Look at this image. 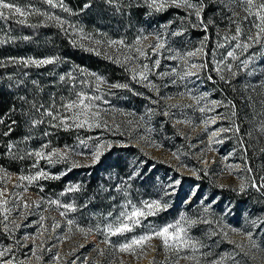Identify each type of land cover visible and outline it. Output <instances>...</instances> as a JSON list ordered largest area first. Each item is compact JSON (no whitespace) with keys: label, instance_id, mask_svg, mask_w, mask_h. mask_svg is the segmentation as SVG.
I'll use <instances>...</instances> for the list:
<instances>
[{"label":"trees","instance_id":"16d2710c","mask_svg":"<svg viewBox=\"0 0 264 264\" xmlns=\"http://www.w3.org/2000/svg\"><path fill=\"white\" fill-rule=\"evenodd\" d=\"M16 2L29 11L30 8H37L54 13L68 23H65L62 29L56 25L55 21L46 20L45 17L37 14L29 15L23 24L17 22L23 19L19 16L8 20L0 19V40L5 41L0 42V119L4 121L0 124V166L17 173L19 177L34 174L39 169L31 167L34 157L27 155L28 151L39 149L42 144L50 141V148L68 145L78 152L88 154L97 143L96 139H89V137H99L101 141H111L112 146L105 148L98 162L81 163L79 167L72 168L65 175L63 173L69 168L68 163L48 165L46 161L41 160L40 169L59 175L60 178L39 179L31 185L28 181L21 182L29 190L45 199H59L61 203H74L76 207L74 212L63 208L57 210L55 205L49 206L58 213L65 211L66 216L63 217L65 220L74 219L75 224L86 228L95 229L97 226L102 228L107 222L106 217L109 219L115 217L121 210V205L128 199L137 206L145 200H159L162 204H168L167 209H162L146 219L142 218L141 225L133 232L111 237L114 244L147 231L146 225L158 226L174 222V218L181 213V207L176 204V201L174 203L173 200L170 202L165 200L163 180L159 174L160 167L164 166L163 163H151L139 147L129 142L122 134L121 126L119 132L105 131L101 128L92 130L70 128L65 131L63 128H52L48 123L51 120L50 117H44V123L35 127L32 126L31 121L41 118L40 112L33 108V104L37 107L43 104L47 108L55 103L57 108H60L62 101L75 99V93L80 90L94 95L103 94L102 100L97 101L101 109H115V113L139 112L146 100L145 97L152 95V92L143 84L131 80L130 72L126 70L128 67L123 61L98 50H87L91 47L87 46L83 40L88 37L96 38V32L110 36L117 35L125 39L132 36L133 25L139 24L143 28L142 32L146 33L148 19L163 23L169 18V11L177 15L185 11L177 7H167L159 12L153 11L144 0H119L121 5L119 10L105 0H63V5L70 9V12H64L60 7L51 8L43 0H16ZM193 2L199 3L200 0H193ZM227 2L229 0H203L201 16L207 25V33L202 27L199 31L208 37L205 45L207 56H204V60L208 61V68L205 72L212 76L211 85L218 99L225 100L227 103L231 102L229 103L231 106L235 105L236 111L232 109L235 115L231 114L232 121L238 124L241 144L246 151V161L254 173L255 181H258L259 168L247 135L253 134L251 113L256 104L253 90L256 85L264 82V50L259 45H253L243 53L237 49L238 58L227 60L233 65V72L236 74L233 76L225 70L223 75L226 80H221L220 76L212 71L213 57L216 60L224 59L227 51L231 50L236 43L231 41L224 48L216 47L217 39L226 34V29L230 28L228 34L235 33L236 24L229 19L232 15L230 16V9L226 6ZM86 4L89 7L85 8ZM209 21L211 23H208ZM238 23L244 33L245 22L238 19ZM69 24L74 26L75 32ZM96 52L100 54L97 55ZM253 53L255 57L248 67H240L241 61L252 56ZM44 57L58 59L56 63L42 67L25 66L17 62L20 58ZM81 69L84 72H81ZM61 76L65 79L61 80ZM95 76H100L106 81L100 85L99 92L96 91ZM80 81H86V83L82 85ZM115 83H127L133 91L108 87ZM251 88L253 89L250 91ZM134 92L143 95H135ZM158 117L162 120L159 124L160 131L166 132L167 127H171L170 122L160 112ZM13 120L16 121L11 125L13 130L9 135H3L8 131V125ZM111 127L112 124L109 122V128ZM45 132L49 135L45 136ZM25 137H31V139L26 141ZM81 140L84 141L83 144L80 143ZM9 143L13 144L11 153L7 148ZM263 162L264 159L259 164ZM195 183L200 188L206 187L210 193L218 195L219 199L225 198L229 201L239 199L243 203L251 204L247 191L235 192L227 186H219L211 178L207 180L196 177ZM69 184L79 185V190L60 196ZM40 187L43 191H40ZM262 199L264 200V197ZM109 213L112 217H109ZM2 219L3 213H0V220ZM94 233L100 241L104 239L100 233ZM0 246L12 247V253L6 255L4 259L14 257L13 264H30L25 260L23 247L20 246L13 230L11 235L3 231V224H0Z\"/></svg>","mask_w":264,"mask_h":264},{"label":"rangeland","instance_id":"374dc122","mask_svg":"<svg viewBox=\"0 0 264 264\" xmlns=\"http://www.w3.org/2000/svg\"><path fill=\"white\" fill-rule=\"evenodd\" d=\"M228 3L229 2H227V5ZM227 8L230 9L228 6ZM231 9L238 13L236 17H233L237 22L238 19L243 20V17L247 15L242 6L233 4L231 5ZM232 10H230V16L232 15ZM169 12L170 16L168 15L169 18L166 22L157 23L153 22L152 19H148L146 22V33H161L162 38L166 40V49L159 50L163 55L154 56L151 54L152 49L148 46L154 44L156 40L154 36H150L149 39L142 42L143 47L149 53V58L145 59L142 57L138 62L134 60L127 61V63H125L126 66L129 68L136 63L146 62L151 67L152 61L159 58V68H155L149 73V80L159 86L160 96L175 95L179 91H184L186 85L187 88L193 91V94L208 93V101L217 100L222 103L216 106L215 111H206L205 113H200L194 110V108H187L184 109L183 114H181L178 109H172L170 115L166 117L171 126L167 127L168 129L166 132H161L159 129V124L162 123V120L158 115L159 112L162 113L164 110L163 100L158 105L151 104L147 99L144 100L139 112H130L134 115H127L128 113L126 112H112L111 115L108 116L109 122L112 125L113 123L119 124L122 127L124 136L129 142L137 145L140 151L143 148L141 152L150 159L151 163H163L164 166L160 167L159 174L162 176L163 180V193L166 196L165 200H167V202L173 200L174 203L176 201V204L181 207V213L174 218V222L178 220L181 215L196 218L198 220L207 219L212 221L211 224L197 223L188 228L189 234L205 245V247L200 249L197 255L208 251H212L216 255L224 252H235L238 253L236 259L243 261L244 264H264V251L253 248L246 235L231 231L232 228H237L241 229L243 233L252 232L253 239L257 241L260 248L264 249V223L259 224L258 227H253L251 224V221L255 219L264 220V200L262 199V197H264V189L258 191L251 186V180L249 179L247 180V186L244 191L249 193L251 204L243 203L239 199L236 201H229L225 198L219 199L218 195L210 193L206 187L200 188L198 184L195 183L197 177L196 173L189 171L187 168H180L179 171H177L181 162L188 165L190 168L206 169V174L200 172L199 177L207 180L211 178L219 186H227L235 192L240 191V177H254L253 171L249 173L246 170L247 167H250L245 158L246 151L241 144L240 132L235 131V127L238 126V124L232 121V109L234 111L236 110L227 103V101L218 99L211 85V80L207 79L208 75L205 70H194L198 71L199 78L193 76L183 81L172 75L167 77H160L157 75L161 72L170 73L173 68L182 71V62L178 59H168V57L175 55L177 52L184 55L187 51L199 47L201 41L205 37V33L199 31L201 27L194 28L187 20L181 19L185 17L186 13L177 15V13ZM250 19H254V17H250ZM192 22H197L195 16L192 17ZM244 22L246 24L244 33H246L249 21ZM191 28L194 30L192 31ZM133 30L132 36L123 39L127 45L134 43L137 36L143 31V28L139 24H136L133 25ZM174 31H181V35H172ZM97 39L102 41L101 45L92 43V41ZM109 39L119 40L122 38L117 37V35L110 36L96 32V38L88 37L83 41L87 46L124 62V57L127 55L125 49L119 45L109 47L107 44V40ZM241 39H243V35ZM117 48H120L119 52L116 51ZM189 60L203 63L204 55L200 54L196 58H189ZM136 70L138 71L139 69ZM174 79L176 83L171 82ZM260 85L261 84L256 85V88L253 90V94L256 97V104L252 108L251 113V130H253V134L248 133L247 135L259 168V171H257L259 173V179L255 181L257 186L260 184V177L264 176V162L259 164L264 159V134L260 132L261 123L264 122V88H261ZM252 89L253 88H251L250 91ZM154 95L155 94L152 92V95H147V97ZM168 103L193 104L194 102L187 98L177 97L176 99L168 101ZM202 103L204 102L202 101ZM209 107H211L210 104ZM148 109H155V111L149 115ZM217 114H225L228 118L217 120L215 124H209L207 126V132H212L221 126L233 130L227 133H219L216 139H223V143H213L211 147L214 151H205L209 145L203 120L208 116H215ZM112 117H114V120ZM140 117H143L142 121ZM176 119L189 120L191 123L176 124ZM128 120H132L134 125L137 122L140 125L139 127L131 128V136L128 135V131L130 130V126L127 124ZM159 120L161 122H159ZM195 125H199V127H194ZM148 129H151V131H147ZM177 130L182 134H178ZM139 135L147 136L150 141L161 144L162 147L159 149L154 146L145 147V141L138 140ZM59 148L63 149L62 146ZM201 151L205 152L204 156L197 155ZM173 152L179 155V160L172 155ZM90 153L84 156H73L72 158L78 161L79 164L89 163L92 162ZM203 159H207L208 163H200ZM227 165H239V167L229 170ZM0 169H3V171H0V188L6 189L3 199L8 200L6 207L12 209V211L8 213L9 220L6 223L9 228L13 230L17 240L20 242V246L23 247L25 260L30 264H52V255L59 251L61 256L60 264H72L73 260H76V264H81L84 256H87L86 264H93V261L98 257V253L92 251V247L93 244L100 241L96 234L94 232L90 233L88 237L85 238L83 234L76 231L74 224L73 232L69 234L70 238L60 243L57 237L67 231L66 220L61 217L52 206L45 205L43 202H41L40 209H37L33 202L40 201V195L29 189L25 192V186L19 179L17 173L6 170L1 166ZM177 178L180 179V184L177 185L174 190L169 188L168 185ZM16 185H20V187H16ZM193 192H195V195H191ZM19 193L23 194V201H27L32 207L27 210L23 209L20 196L17 195ZM18 202H20V207L17 208L15 205ZM206 207L208 208L207 212L204 211ZM45 208H48V211H44ZM21 211H24V216L17 220L19 227L16 228L15 225L11 224V221L14 217L19 216ZM40 213H43L45 217L43 225L46 229H49V231H45L38 239L33 240L30 238L25 240L24 237L26 235L31 237L40 229L41 226L37 223ZM54 219L60 222V227L52 231L51 225ZM224 231L228 232L227 239L222 235ZM213 232L216 234L212 235L211 233ZM41 241H46V243L41 245ZM229 241H231V243ZM151 243L155 246V251L149 249L147 255L140 260H137L132 255L115 251L108 245L99 244V247L105 250V255L99 257V264H110L111 261H114L115 264H121V260H123V264H162V262L165 261L166 254L161 248V241L159 239H153ZM34 244L37 246L35 249L33 248ZM81 244L83 247H77V245ZM53 245H57V247H53ZM236 245H241L242 249L236 248ZM48 248H51L52 251L48 252ZM33 250L35 251V255H32ZM70 253H74V255ZM168 255L172 256L173 259L175 258L171 253ZM216 255L209 257V259L216 258ZM36 256H41L42 259L37 260ZM77 257H80V259H77ZM180 264H190V262L180 260ZM226 264H233V262L229 259Z\"/></svg>","mask_w":264,"mask_h":264},{"label":"snow or ice","instance_id":"6c2138e0","mask_svg":"<svg viewBox=\"0 0 264 264\" xmlns=\"http://www.w3.org/2000/svg\"><path fill=\"white\" fill-rule=\"evenodd\" d=\"M44 3L49 5L51 8H57L60 7L64 12H70V9H68L66 6L63 5V0H43ZM106 3L113 5L119 10L121 7L119 0H105ZM145 4L153 11H163L167 7H177L182 8L186 15L185 17H182V20H187L192 27H202L205 33H207V25L204 23L203 18L201 16V12L203 10V0H200L199 3H194L193 0H144ZM236 4L243 7V10L247 15L243 17L244 21H249L248 29L246 33H242V29L240 27V23H238L233 17H236L238 13H236L234 10L231 9V5ZM232 10V17L229 19L232 23L236 24L235 33L234 34H228L230 32V28L226 29V34L222 38H218L216 42L217 48H224L227 43L231 41H235L236 43L232 46L231 50L227 51L226 56L222 60H216L215 57H213L212 64L213 68L212 71H215L219 76L221 80H226V77L223 75V72L226 70L234 76L236 73L233 72V65L231 63H228V58H231L232 60H236L237 54L236 50L239 49L241 53L246 52L251 46L253 45H259L262 50H264V0H229L228 5H226ZM30 7V6H29ZM85 8L89 7V5H85ZM31 14H37L40 16H43L46 18V20H52L55 21L56 25L63 29L64 24L68 23L67 21L63 20L60 16L51 13L49 11H41L37 8H30L29 10H26L24 7H21L16 0H0V19L8 20L11 18H15L17 16L22 17L23 19H19L18 23H25L26 18ZM196 17L197 22H192V17ZM250 17H255V19H250ZM208 23H211L209 21ZM69 27L73 28V31L75 32L74 26L69 24ZM82 32V30H80ZM172 35L179 36L181 35V31H174L172 32ZM219 37V33L217 34ZM243 35V39H241V36ZM150 36H154L156 42L152 45H149L148 47L152 49V55L154 56H160L163 55L162 52L159 50L166 49V40L162 38L161 33H141L137 38L135 39L134 43L131 45L125 44V41L123 39H109L107 40V44L109 47L117 46L124 48L127 55L124 57V63H127V61L134 60V61H140V59L143 57L145 59L149 58V53L145 50V48L142 45V42L149 39ZM24 39H28V37H24ZM208 40L207 35L204 37V39L201 41L200 46L196 47L193 50L187 51L184 55H181L179 52L175 53V55L169 56L168 59H178L183 64V70L178 71L177 69L173 68L172 71L169 72H161L158 73L160 77H167L169 75L178 77L179 80L183 81L186 80L189 77L198 76V71L194 70H207L208 68V61L204 60L203 63H197L195 61L189 60V58H196L200 54H203L205 57L207 56V52H205V45L206 41ZM0 42H5L3 40H0ZM75 44V41H73ZM95 45H101L102 41L97 39L92 41ZM82 46V45H81ZM89 51H95L94 48L87 49ZM117 52L120 51V48L116 49ZM97 55H99V52H96ZM255 57V53L252 54V56L248 57L247 59H244L241 61L240 67L247 68L248 65L252 62V60ZM57 57H44V58H20L17 62L24 64L25 66L34 65L36 67H42L49 64H54L57 61ZM13 60H16V58H13ZM116 62V61H114ZM160 65V59L157 58L154 61H152L151 67L148 63H136L134 66H131L127 68L126 70L130 72V78L132 81L136 83L143 84L144 87L148 88L151 92H153L154 96H148L145 97L151 104L158 105L161 103V101H164V110L161 113L163 116L168 117L170 115V112L172 109H178L181 114H183L184 109L187 108H194V110L205 113L207 112H213L215 111L216 106L220 105L222 102L217 100L208 101V93L203 94H193V91L185 85L184 91H179L175 95H166V96H160V88L157 84L149 80V73L152 72L153 69L159 68ZM123 66V65H122ZM136 69H139L138 71ZM81 72H84L83 69H81ZM70 75V74H69ZM95 75V74H90ZM61 80H64L65 77L61 76ZM207 79L212 80V76L209 74L207 76ZM96 80V91H100V85L106 83L104 78L100 76H95ZM172 83H176V80H172ZM33 83H36V81H33ZM80 83L83 85L86 83V81H80ZM75 87V86H73ZM109 88H118V89H128L129 91H133L132 88H130L129 84L124 83H115L108 85ZM261 88H264V83L260 85ZM135 95H143L142 93H135ZM179 98H187L191 101H193V104H172L168 103V101H171L173 99ZM103 94L101 95H94L89 94L85 92L84 90H80L75 93V99H70L66 102L62 101L60 108H57L55 103L50 104L47 108L44 107L43 104H41L39 107H37L35 104H33V108L40 112V119H33L31 121V124L33 127H35L38 124L44 123V117H50L51 120L48 121L49 125L52 128H63L65 131L69 130L70 128H86L87 130H92L94 128H101L105 131H120V125L117 123H113L112 127L109 128V119L108 116L111 115L112 112L116 111L115 109H101L100 105L97 103V101L102 100ZM202 101L204 103H202ZM107 103V101H104ZM231 103V102H229ZM209 104L211 107H209ZM227 106V105H225ZM233 108H235V105H232ZM43 109V111H41ZM55 109V111H54ZM155 109H148V114L150 115L152 112H154ZM127 115H134L132 113H128ZM232 115H235V112L232 113ZM114 120V117H112ZM228 117L225 114H217L215 116H208L206 119L203 120V125L205 127V131L207 132V126L209 124H215L217 120L220 119H227ZM140 120H143V117H140ZM71 121V123H69ZM3 119H0V124H3ZM16 121L13 120L10 125H8V131L4 132L3 135L7 136L10 134L12 129V124H15ZM176 124L180 123H188L190 124L191 121L189 120H181L176 119ZM127 124L130 126V130L128 131V135L131 136V128L133 127H139V123L137 122L135 125L132 120H128ZM194 127H199V125H195ZM233 129L223 127L212 131L207 132L208 136V148L205 151H214V149L211 147L213 143H223V139H216L219 133H227L229 131H232ZM147 131H151V129H148ZM178 131V134H182ZM235 131L239 132V127H235ZM260 132L264 134V122L261 123L260 126ZM123 134V133H122ZM45 136L49 135L48 132L44 133ZM31 137H25V140H29ZM89 139H96L97 143L92 147L90 156L93 162H98L100 159V156L102 155L105 148H110L112 146L111 141H101L99 137L93 138L89 137ZM138 140L145 141V147H156L159 149L162 147L161 144L153 143L148 139L145 135H139ZM81 144L84 143L83 140L80 141ZM51 142H47L42 144L39 149L30 150L27 152V155L34 157V162L32 164V168L39 169L34 174H28V175H20L19 179L21 181H28V184L31 185L34 181H37L39 179H59V175H54L49 173L48 171H45L44 169L39 168V162L41 160L46 161L48 165H55L57 163H68L69 168L63 173L67 174V171H71L72 168L79 167L78 161L73 159V156H84L88 155L84 152H78L75 149L71 148L68 145H65L63 149L59 147H51ZM7 148L9 150V153H11V150L13 148V144L9 143L7 145ZM46 151L47 149H49ZM143 151V148L141 149ZM146 154V153H145ZM205 152L201 151L197 155L204 156ZM173 156L176 157L177 160L180 159L179 155H177L176 152L172 153ZM21 159L23 157H20ZM226 159V158H225ZM202 164H207V159H203L200 161ZM239 165H227V168L229 170H232L234 168H238ZM180 168H187L189 171H192L197 174V178L199 177L200 172H204L206 174L207 170L200 168H190L188 165L184 164L183 162L180 163V165L177 168V171H179ZM246 170L251 173L252 169L250 167H247ZM0 171H3V169H0ZM131 179V177H130ZM241 184H240V191H244L245 187L247 186V180H251V186L256 188L258 191L260 189H264V176L260 177V184L257 186L255 183L254 177L244 178L240 177ZM180 179L177 178L174 180L170 185H168L169 188H172L173 190L177 185L180 184ZM16 187H20V185H16ZM79 185H72L69 184V186L65 189L64 192L60 193V196H63L67 194L68 192H74L79 190ZM198 187V186H197ZM28 188L25 187L24 191L27 192ZM5 188H0V213H3V219L0 220V224H3V231L8 232L11 235V230L9 229V226L6 222L9 220L8 213L12 211V209H9L6 207L8 204V200L3 199L5 195ZM40 191H43V188L40 187ZM20 196V200L23 204V209L27 210L32 205H30L27 201H23V194L19 193L17 194ZM127 195V194H126ZM191 195H195V192H193ZM41 202H43L45 205H55L57 210L63 208L67 211H76V207L74 203H61L59 199H45L41 197L40 201H34L33 204L37 209H40ZM15 207H20V202H18ZM168 204L164 203L162 204L159 200H145L140 202V206H137L136 203H133L131 199H128L123 205H121V210L119 213L112 217V214L109 213V217H112L109 219L106 217L107 222L103 225L101 228L100 226H97L95 229L92 227H82L79 224H75L74 219H67L66 225H67V231L60 236L57 237L58 241L60 243H63L65 240L70 238V233L73 232V225L75 224L76 231L80 232L85 236V238L88 237L90 233L98 232L101 235H103L104 239L99 241L96 244H93L92 251H96L98 253L97 259L93 261V264H99V257H102L105 255V250L103 248L99 247V244H105L111 247L113 250L118 251L120 253H126L129 255H132L137 260L142 259L144 256L147 255V252L149 249L155 251V246L152 245L151 241L153 239H159L161 241V248L165 255V261L162 262V264H180V260H186L189 261L190 264H226V262L230 259L233 264H244L243 261L237 260L236 255L238 253L235 252H224L220 253L218 255L214 254L212 251L200 253L197 255V253L200 252V249L205 247V245L199 241L194 239L188 231V228L192 225H196L197 223H208L211 224L212 221L207 219H196L187 217L185 215H181L178 220L171 223H166L163 225L158 226H151L146 225L147 231H144L138 235H133L130 238H126L125 240L117 243H113L111 241V237L113 236H123L126 233H131L134 231L135 228L139 227L142 223V218L146 219L148 216L155 215L158 211L162 209H167ZM44 211H48V208H45ZM205 212L208 211V208L206 207L204 209ZM59 215L61 217L66 216L65 211H60ZM22 216H24V211L20 212V215L17 217H14L11 221V224L15 225L16 228L19 227V224H17V220H19ZM45 220V217L43 213L39 214V220L37 221L38 224H40V229L37 230L35 234L30 236H25L24 239H38L40 238L45 231H49V229H46L43 225V221ZM264 223V220L261 219H255L251 221V224L253 227H258L259 224ZM60 227V222L53 220V223L51 225V230L54 231L56 228ZM232 232L239 233L247 236V239L249 240L251 246L253 248H257L261 251H264V249L260 248V246L257 244V241L253 239V233L247 232L243 233L241 229L232 228ZM212 235H215L216 233H211ZM223 237L227 239L228 232L224 231L222 233ZM231 243V241H229ZM18 243V242H17ZM46 243V241H41V245ZM37 246L34 244L33 248L35 249ZM53 247H57V245H53ZM77 247H83V245H77ZM236 248H241V245H236ZM48 252H51L52 249L48 248ZM12 253V247L11 246H0V264H13L14 257L9 259H4L6 255H10ZM169 253L174 255V259L172 256L168 255ZM74 255V253H70ZM32 255H35V251H32ZM216 255V258L209 259V257H213ZM37 260L42 259L41 256H36ZM52 264H60L61 262V256L60 252L57 251L52 255ZM77 259H80V257H77ZM87 256H84L81 264H86ZM72 264H76V260L72 261ZM110 264H115L114 261H111ZM121 264H123V260H121Z\"/></svg>","mask_w":264,"mask_h":264}]
</instances>
